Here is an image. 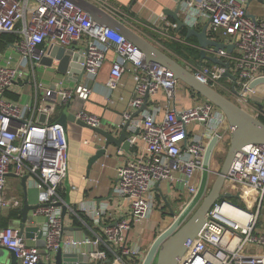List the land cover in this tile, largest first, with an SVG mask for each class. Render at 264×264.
<instances>
[{
  "label": "built area",
  "instance_id": "2783aa9c",
  "mask_svg": "<svg viewBox=\"0 0 264 264\" xmlns=\"http://www.w3.org/2000/svg\"><path fill=\"white\" fill-rule=\"evenodd\" d=\"M91 1L101 6L107 0ZM180 5L181 16L189 26L197 28L205 20L211 39L235 46L233 53L212 51V55L230 62L236 81L225 75V67L211 66L208 61L200 60L191 72L216 90L222 89V80H227L234 102L264 121V99L257 97V88L250 87L252 81L264 76V19L251 17L241 0H182ZM166 26L172 29L176 24L167 21ZM2 33L18 37L13 48L19 59L15 63L14 56L6 58L0 53V212L22 206V201L7 199L4 192L10 176H27V184L40 192L33 215L45 218L40 229L46 253L37 245H29L20 229L11 226H0V246L14 251L18 264H53L61 246L66 251L84 252L86 245L97 247L90 253L92 259L141 264L146 251L134 229L152 217L158 194L167 196L160 184L167 182L172 196L191 199L197 193L209 142L217 135L219 145L225 133L231 134L226 117L206 99L189 108H178L180 80L172 71L148 62L127 37L114 28L97 25L89 12L69 0H0ZM56 45L76 47L82 57L78 63L85 71L83 78L94 81L101 79L108 55L114 53L115 59L102 79L109 90L106 101L111 105L115 104L113 92L126 74L136 81L131 110L123 113L118 125L122 128L128 124V139L131 148L135 147L133 156L118 167L111 197L81 207L89 220L81 218L89 231L83 238L66 235L63 211L74 210L60 194V186L69 173V138L64 125L54 118L67 104L73 109L80 101H87L92 87L83 82L67 84L77 76L72 70L73 58L63 79L45 84L38 78L39 68L58 69L60 61L56 58L51 66L41 64ZM19 83L32 86L31 102L23 104L9 97ZM160 92L165 97L161 104L156 101ZM151 101L155 102L152 109ZM72 112L78 120L107 130L101 117L82 106ZM42 115H46L45 121ZM139 135L143 148L138 147ZM92 140L100 146L105 142L97 132ZM222 193L238 194L240 204L227 198L218 200L177 264H264V226L259 220L264 210V144L247 145L236 155ZM127 200L128 208L122 214L114 212ZM188 201L179 207L183 209ZM225 207L239 216H231Z\"/></svg>",
  "mask_w": 264,
  "mask_h": 264
},
{
  "label": "water",
  "instance_id": "95a60500",
  "mask_svg": "<svg viewBox=\"0 0 264 264\" xmlns=\"http://www.w3.org/2000/svg\"><path fill=\"white\" fill-rule=\"evenodd\" d=\"M69 1L89 12L93 21L97 25L114 28L119 33L127 37L144 53L148 62L152 61L160 63L172 71L178 80L184 82L196 93L200 94L206 100L210 101L217 108H219L231 127V141L227 156L219 173L217 174L216 180L211 186V189L208 191L212 173L211 161L219 141V137L217 135L211 139L206 148L197 193L181 211H174L173 207H171L170 215L173 217V222L155 238L141 263L177 264L180 258L184 255L188 245L196 238L199 231L203 227L206 221V215L213 205L220 199L239 198L238 194L222 193L223 187L226 183V176L233 159L238 153L243 152L247 145L264 144V121L254 117L236 102L222 94V92L200 82L187 67L180 64L172 56L136 32L124 18L106 11L104 8L91 0ZM137 1L138 0H131L129 10L132 9ZM181 1L182 0H180L175 9L165 8L163 13L176 22L177 32H179L182 28L187 30L186 40L191 38L197 39V45L201 53V60L225 67V75L236 81V76L230 72V62L224 61L223 59L212 55V51L214 53H218L219 51L226 50L227 53H233L235 46L233 44H226L223 41L211 39L208 36L209 23H206L202 30L189 26L185 19L181 17ZM241 1L245 3L250 16L255 18V16L249 11L250 4L255 0ZM256 1L264 4V0ZM74 49L77 48H66L56 45L51 49L50 56L45 57L41 64L44 66H51L53 60L56 58L60 61L57 71L65 75L70 61L73 58L72 65H74V67L72 70L76 73L80 81L82 80L85 71L81 69L82 67L78 63V60L82 61L81 54L76 52ZM262 84H264V76L252 81L250 87L254 89ZM69 108L70 104H67L60 118L57 120L64 125L67 134L68 122H73L82 127L90 128L105 138L104 145L99 146L96 153L92 155L88 161V175L93 165L107 154L111 145L125 150L128 154L131 153V142L128 139L127 133L128 124L123 127L119 135H116L104 128L93 127L82 120H78L76 115L71 112ZM45 119L46 115H42L41 120L45 121ZM21 183L25 193L21 206V214L19 220L17 221V228L20 229L21 234L27 239L34 238L37 235V239L41 241L43 239V231L40 229V226L32 224L34 221L33 213L38 207V204H31L29 201L27 176L21 178ZM207 191L208 193L206 194ZM69 202L70 201L68 199V204ZM66 212V208H64L63 215H65ZM42 244L45 245L44 241H42ZM89 260L90 254L78 250L66 251L61 246L56 253L55 263L53 264H78L79 262V264H89ZM18 262L19 259L14 251L6 248H0V264H18ZM41 264L47 263L42 262Z\"/></svg>",
  "mask_w": 264,
  "mask_h": 264
},
{
  "label": "crops",
  "instance_id": "0c3cea01",
  "mask_svg": "<svg viewBox=\"0 0 264 264\" xmlns=\"http://www.w3.org/2000/svg\"><path fill=\"white\" fill-rule=\"evenodd\" d=\"M130 2L131 0H107L106 3H102L101 6L108 12L124 18L136 32L156 45L158 48L165 51L167 54H176L167 46L166 43L169 42L176 41L183 45L192 46L198 44V42L192 43L191 41H186L185 37L181 35V33L177 32V26H174V28L172 29L166 26V22H172V18L167 17L163 13V11L165 8L175 9L179 4V0H138L132 7V9L129 10ZM249 11L257 19H264V4H261L255 0L250 4ZM181 17H184L183 14ZM172 23L176 24L175 21ZM206 23L208 22L202 20L201 25L197 27L198 30H202ZM9 50H12L10 56H16V51L13 48V44L8 45V47L0 53H2V55L7 58L9 56H7L6 54ZM114 59L115 55L113 52H111L108 55V60L101 70L100 80L98 79L94 81L90 78H83L79 81V78L75 76L72 77V79H70L69 83L67 82V84L74 86L78 82H83L92 87V93L89 99L84 102L80 101L78 105L73 107V109H70L71 112L77 110L78 106H82L88 113L101 117L108 131L119 135L123 127L119 128L118 125L122 123L123 113L125 111L131 110L130 101L133 97V91L136 81L133 75L126 74L122 80V85L120 86V88L113 92L112 96L114 97L115 104L111 105L107 103L106 96L109 94V90L105 87L103 83L104 81L102 79L104 76H106L111 62ZM41 69L46 70L45 67H42ZM43 82L45 83L46 81L44 80ZM50 82L52 81H48L45 84H49ZM14 90L15 91L9 92L8 94L11 99L23 104L32 101V86L30 84H26L25 86L23 83H19L14 87ZM257 95L259 99H264V87H261L260 91L257 90ZM164 100L165 97L163 93L160 92L159 94H157V102H160L161 104ZM200 101L201 99L192 94L188 86L187 88L179 87L176 97V105L178 108H189L191 106H194L196 103H199ZM154 105L155 102L151 101L149 107L152 109ZM63 110L64 108H62V110L59 111L55 117L59 119ZM162 115L163 112L160 111L159 116L161 117ZM94 133L95 131L90 128L82 127L73 122H68L69 173L66 180L60 186V194L65 198L67 203L69 199V205L74 210V212H72L69 209V211L66 213V235L74 236L75 238H83L89 233V231L84 227L81 220V218H84L89 221L86 217V212L82 211L81 207L83 205L89 206L93 203V201H100L101 199L111 197L117 181L116 178L118 167H120L125 161L131 158L135 150V147L131 148L132 153L128 154L125 150L111 145L107 154L93 165L88 175V161L90 157L96 153L98 147L100 146L99 143L97 144L92 140ZM127 133L128 135H130L128 131ZM86 141L89 142L86 143ZM138 147H144V141L140 135L138 137ZM14 177L15 176H10L8 178V184L4 192V196L10 200L21 195H23L22 197L24 198L25 193L21 180L20 184L17 179H14ZM32 187L33 186L28 184V198L30 203L34 204V201H38V195L40 192L38 189H32ZM160 187L162 188L163 194L174 199V196H172L171 194V190L169 192L168 188L171 186L167 182L161 183ZM30 190L34 191V200L29 196ZM167 196H163V199H167ZM38 202L36 204H38ZM128 203V200L124 201L120 205L119 209L114 212L122 214L124 209L128 208ZM175 204V206H179L180 202H177ZM19 214H21V207L4 209L2 212H0V226H12L11 223H13V221L19 220ZM156 216V219L153 220L152 216L150 220L143 221L142 224L138 225L134 229V233L141 236V242L143 243L144 248L147 242H151L152 244L155 238L173 222L171 221L168 226L161 229L159 234L155 238H153L156 231H158V215ZM44 222L45 218L43 216H34V221L32 224L41 226ZM262 226H264V221ZM27 243L29 245H37L38 247L43 246L42 241L35 238H28ZM0 248L5 247L0 246ZM82 249L85 253L90 254L91 252L97 250V247L94 245H86ZM89 264H109V262H103L97 259L95 260L91 257L89 260Z\"/></svg>",
  "mask_w": 264,
  "mask_h": 264
},
{
  "label": "rangeland",
  "instance_id": "374dc122",
  "mask_svg": "<svg viewBox=\"0 0 264 264\" xmlns=\"http://www.w3.org/2000/svg\"><path fill=\"white\" fill-rule=\"evenodd\" d=\"M219 39H220V37H219ZM81 44L84 45V43H81ZM11 51L12 50L7 51L6 55L10 56L11 55ZM169 55L172 56L174 59H176L183 66L188 67L190 71H192V67L193 66L199 65V63H200V58H198V57H196V56H194L193 54H190V53L188 54V58H186V59L181 58L180 56H178L176 54L172 55L171 53H169ZM1 56L2 55H0V58H1ZM18 59H19V56L16 53V56H14V60L13 61L15 63H17ZM209 65L213 66L214 64L212 62H210ZM19 69L20 70H24V71H28L29 67L28 68L27 67L24 68L22 66H19ZM38 77H39V79H41L43 81L45 80L46 82H48V81H59V80L63 79L65 76L63 74H61L60 72H58L56 69H53V68H47L46 70H43V69L39 68L38 69ZM222 84H223V87H222V89H219V90H221L220 92H222V94H224L226 97H228L229 99L234 101L235 99H234V97H233V95L231 93V89H230V86L228 84V81L227 80H222ZM179 87L180 88H185V87L187 88V85L184 82L180 81L179 82ZM261 87H264V84L259 85L256 88H257L258 91H260ZM257 97H258V95H257ZM230 141H231V134H230V132H227L224 135V140L217 146V148L214 151V154H213V157H212V161H211V171H212V173H211V177H210V184H209L210 186L208 187V191L211 189V186L213 185L214 181L216 180L217 173H219V171H220V169H221V167H222V165H223V163L225 161V158L227 156V152H228V149H229ZM14 179L15 180L17 179L18 182L20 183V180H21L20 178L14 177ZM32 189H37V188L32 187ZM208 191L206 192V194L208 193ZM22 196L23 195L18 196L17 198H12V199H17L19 201H23V197ZM29 196H30L31 199L33 198V200H34V198H35L34 191L30 190L29 191ZM172 200L175 201V202H173V203L170 202ZM186 200H191V199H187V198L185 199V198H183L181 196H178V195L174 196V199H172V197H168V196H167V199H163V197H161V195L157 196V200H156L157 204H156L155 212L153 213L152 216H153V220H154V219L157 218L156 215H158V219H157L158 220V231H156V233H155L153 238H155L159 234L161 229L165 228L166 226L169 225V223L171 221H173L171 215H169L171 207H173L174 211H181L182 207L175 206L176 205L175 203H177L179 201L180 204H181L183 201H186ZM38 201H39V195H38ZM38 201H34L35 202L34 204H36ZM236 203L240 204L239 199H236ZM259 218L261 219L260 225L262 226L263 221H264V210H262L261 217H259ZM17 223H18L17 221H13V223H11L12 224L11 227H16L17 228V226H18ZM41 241H44V243H45V239H42ZM42 245L43 246H41L40 249H41V252L44 254V253H46V249H45V245L44 244H42ZM150 246H151V242H147L146 245H145V248H144L146 253L148 252ZM262 251H263V249L259 250V252H262Z\"/></svg>",
  "mask_w": 264,
  "mask_h": 264
},
{
  "label": "trees",
  "instance_id": "16d2710c",
  "mask_svg": "<svg viewBox=\"0 0 264 264\" xmlns=\"http://www.w3.org/2000/svg\"><path fill=\"white\" fill-rule=\"evenodd\" d=\"M171 21L174 22L172 19H171ZM179 33H181V35H183L186 39L187 30L185 28H182L179 31ZM17 38L18 37L13 33H2V34H0V52H3L8 47V45L13 44ZM187 40L191 41L192 43L198 42L196 38H191V39H187ZM166 44L170 49H172L176 54H178L180 57H182L184 59L188 58V54L190 53V54H193L194 56L200 58V60H201L200 50L197 49L196 47L192 46V45H183V44H180L176 41L175 42H169ZM190 90H191L192 94H194L195 96L199 97L200 99H205L204 97H202L200 94L196 93L191 88H190ZM54 119H57V118L55 117ZM231 200L236 203V198H232ZM19 217H20V214H19Z\"/></svg>",
  "mask_w": 264,
  "mask_h": 264
},
{
  "label": "bare ground",
  "instance_id": "6f19581e",
  "mask_svg": "<svg viewBox=\"0 0 264 264\" xmlns=\"http://www.w3.org/2000/svg\"><path fill=\"white\" fill-rule=\"evenodd\" d=\"M224 210L227 211L231 216H235V217L239 216V214L237 212H235L231 209L229 210V208L225 207Z\"/></svg>",
  "mask_w": 264,
  "mask_h": 264
},
{
  "label": "flooded vegetation",
  "instance_id": "af4514ba",
  "mask_svg": "<svg viewBox=\"0 0 264 264\" xmlns=\"http://www.w3.org/2000/svg\"><path fill=\"white\" fill-rule=\"evenodd\" d=\"M170 202H172V203H173V202H175V201H173V200H172V201H170Z\"/></svg>",
  "mask_w": 264,
  "mask_h": 264
}]
</instances>
